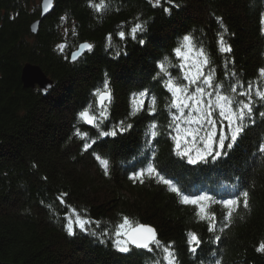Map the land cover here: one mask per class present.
<instances>
[{
	"label": "trees",
	"instance_id": "1",
	"mask_svg": "<svg viewBox=\"0 0 264 264\" xmlns=\"http://www.w3.org/2000/svg\"><path fill=\"white\" fill-rule=\"evenodd\" d=\"M161 1L160 5H153L155 0H55L54 9L44 17L38 34L33 35L30 24L40 19L39 2L0 0L3 261L65 264L67 246L73 253L88 252L86 257L93 252L92 264H140L145 255L152 257L145 264H264V105L239 135L229 134L225 125L231 110L238 112L250 105L240 95H229L226 87L238 81L245 88L242 71L250 77L264 68V22L258 23L260 10L256 8L261 0ZM213 18L228 25L222 37L226 39L224 47L230 48L226 55L223 43L220 44L222 38L217 42L218 52L215 51ZM123 21L148 24L145 36L150 34L156 39L149 36L144 47L135 38L133 42L126 38L120 43L116 31ZM72 22V32L76 34L66 39L65 51H59L57 44L64 41L62 27L64 23L71 26ZM162 32H166L164 36ZM108 34L115 43L123 45L119 44V48L124 52L105 49ZM166 34L169 37L160 44L159 51L157 46L156 52L146 53L149 43H156ZM192 34L199 43L207 45L206 54L218 67L223 77L222 90L227 92L223 99L216 98V104L211 91L214 86L205 77L176 81L188 92L192 88L195 96L192 98L183 90L185 95L176 102L165 101L167 104L156 109V118L148 117L154 119L157 128L151 138L155 153L150 162L136 156L126 158L127 151L133 152L141 142L147 119H137L134 133L125 136L116 133L108 137L105 124L96 133L91 132L93 128L89 127V131L81 117L79 127H74L79 107L90 98L91 88L108 72L120 77L117 66L123 63L121 60H127L126 64L144 60L150 65L143 72L135 70L134 80L126 74L121 76L122 81L115 86L114 107L110 106L113 110L108 111L106 120L125 118L130 107L129 92L136 86L148 85L158 97H165L156 73L160 58L165 53V62L168 61L170 52L171 58L176 59L177 50L186 40L184 36L194 40ZM87 39L94 42L93 51L71 62L67 56L70 50ZM31 62L41 65L54 80L50 92L24 86L21 72ZM196 91L202 95L198 100ZM90 106L94 110L92 101L86 107ZM143 108L147 112L153 109L141 102L135 112ZM183 110H188L191 117L182 119L178 112ZM235 117L241 121L240 115ZM195 122L205 131L200 130L192 138L184 127ZM165 129L171 135L166 136ZM210 132L214 138L208 137ZM87 138L92 146H86ZM123 142L127 143L126 148L115 158ZM199 172H206L214 181L194 188V192L227 208L206 219L226 227L222 236L210 237L212 230L196 222L193 208L184 205L192 193L187 180ZM90 191H94L93 199L88 195ZM141 219L157 225L160 237L168 242L159 241L145 252L122 242L124 237L119 238L118 233L121 225L127 221L130 225L141 224ZM79 221L87 223L84 230L79 229Z\"/></svg>",
	"mask_w": 264,
	"mask_h": 264
},
{
	"label": "rangeland",
	"instance_id": "2",
	"mask_svg": "<svg viewBox=\"0 0 264 264\" xmlns=\"http://www.w3.org/2000/svg\"><path fill=\"white\" fill-rule=\"evenodd\" d=\"M39 2V5L41 6V2L42 0H37ZM156 2L153 5H160L161 3H163L161 0H155ZM264 0H261L259 4H256V8L259 11L258 12V23L260 22H264ZM55 4V3H54ZM196 4H194L195 6ZM55 7V6H54ZM53 7V9H54ZM52 9V10H53ZM51 10V11H52ZM105 10V8H104ZM43 8L41 6V14H42ZM49 14V13H48ZM46 14V15H48ZM44 15V17L46 16ZM44 17L40 18V22L39 25H37L36 29L34 30L32 29V24L38 20H34L31 24H30V29L33 33V35L38 34L39 32V28H40V24L41 22L44 20ZM212 18V17H211ZM214 19V20H213ZM212 21H214L215 26L212 27V31H214L213 33L216 34V36H214V40H215V51L216 53L218 52V47L219 44L218 39L220 40L223 37V34H225V31H228V25L226 22H224L223 24H221V21H217L216 18H213ZM71 22V21H70ZM136 21L133 22H128V21H123L119 24V27H117V37L120 40V43H124V41H127L126 38H132V42L133 39H137L138 41H140L139 43L141 44V47H144L143 45L145 44V42L147 43L149 40L147 36H145L148 33V28L149 25H142V24H136ZM71 26L69 25V23H64L63 25V31H62V39L64 41H62L61 43H58L57 48L60 51H65L66 46H68L66 39L70 37V35H75L76 32H72V25H74V23H70ZM136 24V25H135ZM128 27L129 29L125 32L124 30H122L123 28ZM34 28V27H33ZM202 28V27H201ZM217 30V31H216ZM216 31V33H215ZM194 32V31H193ZM70 33V34H69ZM166 32H162L161 35L163 34V36L165 35ZM69 34V35H68ZM183 34V33H182ZM109 35V34H108ZM106 36L105 38V49L106 50H112L113 49H120L119 51L122 50V52H124V49L119 48L122 44L120 43H115V38L112 37L111 35ZM191 36H193L194 40L190 37V36H184L185 37V42L183 43L182 47L177 50L176 52V59L171 58V54L169 52V54L167 53V56H170L169 60L165 62V58L164 55H166L164 53L163 57L160 58V67L159 70H156V73L158 72V81L160 83V88L161 90H163L166 94V96H162L160 98V95L158 97V93H155L153 91V89L151 87H149L148 85H141V86H136L134 90H131L129 92V110L128 113L125 114V118L124 119H120L118 117L112 118V119H108L106 120L105 116L108 113V111L113 110L114 107V102L116 101V84L119 81H122V78L124 77L123 74H126L130 80L131 79H135L136 78V71L135 70H140L141 72H143V70L147 69L148 65H150L149 61H141V62H137L136 60H134L133 62H130V64H126L127 60H121L123 61V65L126 66V68H124V66L120 63V66L118 67V72L122 73L120 75V77H117L116 75H114L113 73L110 74V72H108L106 75H104L100 81V83L96 84L94 87L91 88L90 90V98L79 107V110L77 112L76 118H75V122L74 124H76L74 127L78 128L79 127V123L81 122L80 117L83 119L82 121H84V125L87 129H89V127L93 128V129H89V131L96 133L97 132V128L102 125L105 124V129L109 131L108 137H113L116 133V136L118 135H127L128 133L133 132L135 130V124H136V120L137 119H141V120H148L146 125L144 126V131H143V135H141V142L138 144V146L133 150V152L130 153V151H127L128 154L126 156V158L132 157V156H136V158L138 160L141 161H148L150 162V160H152L153 158V143H152V137H154L157 133V128L155 126L154 119L157 116H153L154 113L157 114V108H161V106L165 105V103L167 101L170 100V102H176V99H178L179 97H181L182 95H185L183 90H185L186 88H180V86L176 83L180 82L179 80L184 79L186 81H193V78H206L208 79V81H210L212 83V85L214 86L212 88V93L214 94L215 99L218 97V99H223L226 95L227 91L222 90V86H221V81H222V76L219 74L218 72V67L215 64L211 63L210 57L206 54L207 53V45H202V43H199L196 39L195 36L192 34ZM112 37V38H110ZM169 35L166 34L165 37H163L161 40L160 38H157L156 43H149L148 44V51L151 53L152 51L160 50V44H165V42L167 41ZM150 38H154L156 39V37H152L150 36ZM160 40V42H159ZM136 41V40H135ZM136 41V42H138ZM224 42H226L225 38H222L220 40V44H224ZM109 44V45H107ZM120 44V46H119ZM200 44V45H199ZM223 49H224V54L226 55L227 52H229L230 48L228 47H224L225 44L223 45ZM70 45V44H69ZM87 45V46H86ZM263 45H264V37H263ZM94 46V42L91 39H87V40H81L78 44H76L75 47H73L70 51V54L67 55L70 59L71 62H76L79 58H81L82 56H84L86 53L88 52H92L93 50H91ZM158 46V47H157ZM203 46V47H202ZM123 47V45L121 46ZM164 47V46H163ZM206 47V48H205ZM83 48V53H81L77 59L74 56V53H76L79 49ZM116 53H118V50H115ZM127 51H125L126 54ZM255 54L259 55V50L254 51ZM233 53V52H232ZM231 53V54H232ZM263 54V53H262ZM76 55V54H75ZM264 56V54H263ZM74 58V59H73ZM116 58H120L119 56ZM233 57H231L232 59ZM120 60V59H117ZM258 60V59H257ZM237 61V59H236ZM215 62L218 64L219 59L217 57H215ZM28 64H33V65H38L39 67V71L37 70L36 72H32L30 75V77H37L38 80H42L43 76L46 75V77L50 78L49 75L46 74L44 68L37 64V63H28ZM251 65H253V63H250ZM26 65V64H25ZM116 67V66H115ZM120 67V68H119ZM225 72V69L223 70ZM238 71V70H237ZM223 72V73H224ZM239 72V71H238ZM119 73V74H120ZM242 76L241 79L245 80V88H243L242 84L238 81L234 82V83H230L228 87H226L227 90H229V95L233 94L234 96H238L240 95L241 97H243L242 101L245 103L244 99L246 101H248V106H244L240 111L238 112H232L231 110V114L228 118V120L226 121L225 125H226V129L229 132V134L231 133L233 136L239 135L241 133V131L243 129L246 128V126L248 125V122L252 119L253 116L256 115L257 111L264 105V68H262L260 71H258L257 74H254L252 76L249 77H245L244 74L245 72L242 71ZM22 74V72H21ZM42 74V75H41ZM138 74V73H137ZM206 74H208L209 76H207ZM35 75V76H33ZM108 78V80H105L106 77ZM140 76V75H139ZM134 77V78H133ZM162 78L164 79V81H162ZM51 80V86H44L46 89L42 90L39 82L36 80L33 84L32 87H38L40 90H42L44 93H48L50 92V90L53 88L54 85V80H52V78H50ZM168 80L171 81L172 83L168 84ZM25 80H23L22 77V82L24 84V86L26 87H31L28 86L25 82ZM49 85V84H48ZM112 85V87H111ZM110 86V89H108ZM31 87V88H32ZM186 91V90H185ZM189 91H186L188 95H191L192 98L195 96L194 93H191L192 88H189ZM197 93V100L199 99V96L202 97L201 95V91H196ZM160 94V93H159ZM204 97V96H203ZM156 99H158V101H156ZM90 101H92L94 110L92 109V107L90 106V108L88 109L86 106L90 104ZM166 101V102H165ZM263 101V102H262ZM143 103V105L146 106V103L148 104V108L150 106L153 107V109H150L147 112V109L143 108L141 111L139 112H135V109L137 108V105L139 103ZM216 104L217 99L214 101ZM209 103V102H207ZM113 104V105H112ZM167 104V103H166ZM179 104V103H178ZM186 105V103H184ZM113 106V107H110ZM240 108V106L238 107ZM177 109V108H176ZM82 113H81V111ZM80 111V113H79ZM178 111V109H177ZM149 113L148 115H146L145 117V113ZM198 112V111H197ZM205 113V112H204ZM113 115V113H112ZM178 115L180 117H182V119L184 117H191L190 112L188 110H183L181 113L178 112ZM236 115H240L241 116V121L238 122L236 120ZM151 116L153 117L152 120L148 119V117ZM211 118L215 120V116L211 115ZM218 121V120H217ZM192 124V123H191ZM199 123H194V125H185L184 129H186V133L188 135H190L192 138L195 137V134H198L200 130H203L202 128H200V126L196 125ZM200 125V124H199ZM74 128V129H75ZM85 130V129H84ZM88 133V132H86ZM164 134L167 135H171L168 133V130L165 129L163 131ZM105 134V135H106ZM207 135H209L208 137L210 138H214L213 134L207 133ZM207 135L201 136L199 134V136L206 138ZM82 137H86V134H82ZM86 146H92V142L91 140H89V138L86 139ZM108 144V142L106 143V145ZM127 143L123 142V144L118 148L117 152L115 154V158L117 157V155H119V153H123L124 148H126ZM2 151V150H0ZM123 157V159H126ZM156 159V157H155ZM202 174V175H201ZM204 174V175H203ZM211 175H207L206 172L204 173H197L195 176L191 177V180H187V185H189L188 189L190 192L189 195H187L186 200L184 201V205L187 204V206L192 207L193 208V213L194 216L196 218V222H200V224H205L206 228L208 230H212L210 237H219L222 236L224 231L226 230V227H220V225L217 224H213V223H209L206 219H210L211 217H213V215L216 214L215 211L218 212H222L224 210H227V208L225 206H223L222 204H218L215 201L211 200L209 198V196L204 195L201 192H194V188L197 187H201V186H208L209 183L213 184L214 178L210 177ZM95 191V190H94ZM94 191H90L88 193L90 199H93L94 197ZM59 195H61L59 193ZM58 197V201H59V196ZM236 217H233L232 222H234V219ZM231 220V219H230ZM142 225L144 226V228H142L141 231L144 232V234H142V236H136V239H134L135 243H139V240H141L144 237V241H142L141 244H144V246L142 248L139 249V251L141 252H145L147 251L146 248H150L152 246H154V244H156L159 241H163L164 243L168 242V240H162V238L160 237V230L157 227V225H155L154 223L151 222H147V220H142ZM131 223L129 221L125 222L123 225H121V228L119 230V235L121 238L124 237L123 240H121L122 242H127L128 244H132L129 243L128 240L125 238V235L127 234V232L134 226V225H130ZM87 223H84L83 221H79L78 222V227L79 229L84 230L86 228ZM137 225V224H136ZM191 228L188 229V232H190ZM187 232V233H188ZM97 233H101V232H97ZM193 234L198 235L197 233L193 232ZM163 244V243H161ZM133 245V244H132ZM135 246V245H134ZM136 247V246H135ZM84 249V248H83ZM64 253L66 254L64 257V259H66V262H64L65 264H92V258L94 257L93 252H91V256L86 257V254L88 252L82 253V252H77V253H73V251L71 250V248L67 247L64 249ZM130 253V252H129ZM167 253V251L165 252V254ZM106 256V255H103ZM99 258V257H98ZM100 259V258H99ZM0 260L2 262L6 261V260H2L0 258ZM103 260H106V258H104ZM143 260L140 264H145V262H150L152 261V257H149L146 255L143 257ZM86 261V262H85ZM94 261V260H93ZM97 261V260H96ZM6 262H10V261H6ZM85 262V263H84ZM13 263V262H11ZM159 264H163V262H160Z\"/></svg>",
	"mask_w": 264,
	"mask_h": 264
},
{
	"label": "water",
	"instance_id": "3",
	"mask_svg": "<svg viewBox=\"0 0 264 264\" xmlns=\"http://www.w3.org/2000/svg\"><path fill=\"white\" fill-rule=\"evenodd\" d=\"M54 3H55V0H42V2H41V6H42V8H43V11H42V14H41L40 18L44 17V15H46V14H48V13L51 12V10L53 9V7L55 6ZM39 22H40V19L36 20V21L32 24V29L37 30L36 27H37V25H39ZM33 27H34V28H33ZM86 46H87V45H86ZM83 51H84L83 48H81V49H79L76 53H74L75 58L77 59V57H78L81 53H83ZM75 54H76V55H75ZM73 59H74V58H73ZM37 70H38V71L40 70L39 67H38V65L36 66V65H33V64H28V63H26V65H25V66L23 67V69H22V74H21V76L23 77V80H25L28 84H27L25 81H24V82H25L28 86H31V87H32V86L34 85L33 83L37 80V81L39 82V84H40L42 90L46 89L44 86H51L50 84H51L52 82H51L50 78L46 77V75L43 76V79H42V80H38L37 77H30L29 74H31L32 72H36ZM41 75H42V74H41ZM33 76H35V75H33ZM48 84H49V85H48ZM142 228H144V226L141 225V227H139V229H138V232L136 231L135 233L130 234V236H131V241H132L134 244H139V243H135V242H134V239H136V236H142V234H144V232L141 231ZM0 264H14V263L6 262V261L2 262V261L0 260Z\"/></svg>",
	"mask_w": 264,
	"mask_h": 264
},
{
	"label": "bare ground",
	"instance_id": "4",
	"mask_svg": "<svg viewBox=\"0 0 264 264\" xmlns=\"http://www.w3.org/2000/svg\"><path fill=\"white\" fill-rule=\"evenodd\" d=\"M141 225H142V222H141V224H137V225H134L128 232H127V234L125 235V238L128 240V242L129 243H132L133 245H135L136 247H138V248H142L143 246H144V244H141V246H139V244H134L132 241H131V236H130V234H133V233H135L136 231L138 232V229H139V227H141ZM143 226V225H142ZM142 241H144V237L141 239V240H139V243H141Z\"/></svg>",
	"mask_w": 264,
	"mask_h": 264
}]
</instances>
